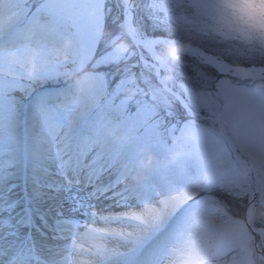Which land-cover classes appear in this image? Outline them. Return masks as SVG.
<instances>
[{"label": "rangeland", "instance_id": "obj_1", "mask_svg": "<svg viewBox=\"0 0 264 264\" xmlns=\"http://www.w3.org/2000/svg\"><path fill=\"white\" fill-rule=\"evenodd\" d=\"M7 1L18 18L7 47L0 49V134L6 139L19 137L20 140L17 144L0 146V262L11 261L25 246L24 240L28 239L25 237L28 212L22 207L29 190L26 182L32 151L37 153L49 138L52 147L59 148L54 155V167L68 171L72 166L66 160L71 150L66 149V144L74 131L70 113L80 109L73 94L80 84L74 79L91 68L100 69V72L94 74L93 80L86 76L80 94L95 96V111L100 109V112L98 116L97 113L92 116L81 139L85 140V136L99 141L113 131L125 130V138L111 144L110 149L106 148L108 153L111 151V155L117 157L133 141L140 152L136 154L138 149L135 148L134 157L130 160L132 166L125 164L120 167L119 178L97 193L106 194L123 184L128 173L144 164L142 154H151L157 159L158 166L141 187L140 192L145 189L144 194L150 193L147 198L141 196V202L151 203L163 196L158 182L160 186L167 187L169 196L186 189L194 190V197L170 217L169 235L163 232L151 241H138V245L131 249L108 251L103 260L96 261L97 264H167L166 260L172 255L185 253L187 248L200 253L198 264H264L242 217L252 182L246 168L235 162L224 140L216 135L214 126H197L188 121L180 127V134L175 136L173 143L167 141L169 135L165 127L171 120L183 116L184 112L141 63L135 39L126 27L124 13L128 1ZM223 2L225 0H131V5L139 39L154 36L161 39L157 49L167 55L192 97L200 107L221 109L240 134L237 139L246 154L256 158L264 169V79L251 83V80L240 77L243 82L235 83L224 78L218 81L216 91H203L199 83L216 80L212 75L219 69L170 46L166 41L174 38L197 46L233 66L264 64V46L253 40L258 27L264 30V4L257 6L227 0L245 7L256 24L253 28L238 16H233V9L224 10L221 7ZM24 30L25 33L21 34L20 31ZM143 52L149 61L157 62L151 49ZM122 68L123 75L114 86L111 101L102 102L106 82L113 78L114 71ZM163 75L172 87L182 91L172 76L171 68L163 71ZM72 85L74 87L64 92L61 90ZM44 97L45 100L42 99ZM133 99L140 112L137 116H128L126 110ZM49 104L55 107L45 110L44 114L39 113L41 107ZM26 116L34 123L25 120ZM27 126H32L33 130L25 131ZM142 126L147 127V131L144 132ZM172 128L175 129L174 126ZM43 134L47 137L44 138ZM98 141L97 144L100 143ZM91 145L95 146L93 141ZM83 150L86 154L89 151L88 148ZM80 164H85V161ZM85 165L80 168H85ZM76 166L79 168L78 164ZM61 178L62 186L49 184L48 188L65 193L69 201L76 203L80 215L85 216L87 210L104 206L93 203V196L82 178L66 174ZM205 183L217 196L205 198L208 199L206 205L190 212L189 205ZM132 194L125 193L119 198L125 200L123 198L128 199ZM107 197L112 199L110 194ZM256 213L260 227H264V187ZM68 221L67 229L74 230L70 236L62 233L50 236L41 227L35 231L34 239L28 235L29 246L25 247L22 258L18 257L13 264H31L36 255L41 258L39 264H59L45 256L38 241L51 243L50 248L68 253L65 254L67 263L60 264H79L89 257L81 246L85 245L82 238L87 233L98 242L107 238L106 234L93 233L90 227L81 224L92 223L93 220L87 217L80 218V222L71 218ZM262 238L264 240V235ZM91 249L97 251L101 247L93 243Z\"/></svg>", "mask_w": 264, "mask_h": 264}, {"label": "bare ground", "instance_id": "obj_2", "mask_svg": "<svg viewBox=\"0 0 264 264\" xmlns=\"http://www.w3.org/2000/svg\"><path fill=\"white\" fill-rule=\"evenodd\" d=\"M125 1L127 2L128 0ZM126 17L129 25L130 21L133 19L131 7H128ZM17 18L18 15L12 10L8 1L0 0V49L7 47L6 45L9 43L8 40L13 33L14 22ZM166 41L170 44V46L175 48H179L177 47L178 45H183L184 47L182 49L179 48L180 50L188 52L191 55L200 58L202 61H206V63H212L214 67L221 71L235 72L237 76H241L243 78L264 77V68L259 69L244 66L234 67L233 65H229L220 59L218 56H212L198 47L184 42L181 43L180 41L173 39H166ZM160 42L162 41L157 36H154L150 41L147 39L141 41L144 45H157ZM67 88L68 87H63L61 90L64 92ZM75 101H78L80 109L70 113L71 121L74 125V131L73 136L71 135L72 139L66 144L67 150L73 149L76 146V136L80 134L82 120L91 110L95 109L97 104V98L95 96L81 95L80 93L76 96ZM25 120L34 123L28 116L25 117ZM32 130V126L25 127V131ZM125 133V130L113 131L99 141L97 140L100 143L97 144L96 141L95 146L88 147L90 155L85 160L86 165L79 164L78 166L80 170L78 171L80 176L83 177V180L87 181V185H90L88 187L89 192L100 191L105 188V185L112 183L118 176L120 167L125 166V164L129 163V160L134 157L133 154H135V148H137L135 141L129 143L128 146L123 148L118 153L117 157L110 155L111 151L109 154V150H106V148H111V144L115 145L120 139H124ZM43 137L46 138L47 136L43 134ZM19 140V137L6 139L4 135L0 134V146L17 144ZM45 140L46 141L42 144V147L37 153L34 150L35 153L32 151L30 154L31 165L27 174L26 182L29 186V190L27 192L29 200L25 204V207L30 209V225H28V227L32 228L33 231L36 227H41L50 236L58 233L68 234L70 236L74 233V230L67 229L69 228V224L67 223L69 222V218L75 221L83 217L93 220L91 224L85 222L81 223L90 227L93 233L96 231L97 233L106 234L107 238L98 242L93 239L91 234L87 233L86 236L82 238V242L85 245L81 246L84 254H88L89 257H86L85 260H82L79 264H97L96 261L100 259L103 260L108 251L131 249L132 247L138 245V241H151L163 232L169 235L168 222L170 217L185 202L194 197V190L192 189H186L177 195L169 196L166 192L167 187L165 185L160 186V182H158V188L163 192V196L155 199L151 203L141 202V200H139L141 196L147 198L150 194H144V192H146L145 189L143 193L140 191L144 181L151 178L152 172H155V169L158 166L157 159L154 158L149 167H145L144 164L140 165L138 169L134 170V172L127 174V179L123 182V184L113 188L110 192L108 191L102 197L99 198L97 196L98 193H93V202L99 203L100 205L104 204V206L101 208L87 210L85 212V216H82L83 214L80 215V213H78L75 203L69 201L65 196V193L58 189L48 188L49 184H52L55 187L61 186L62 174L70 176V172L66 171V169L57 170L54 167V155L56 154V150H59V148H53L51 143L52 141H50L49 138H46ZM87 143L88 142H86V144ZM61 145H64V143ZM70 152L71 151H68V153ZM136 152V154H139V149ZM107 153L108 155H106ZM41 154L43 156L42 159H40ZM112 154H114V152H112ZM95 163H97V167L93 168L94 170H91L92 165H95ZM84 165L85 168H80ZM98 166H102L100 171L98 170ZM90 172H92V176L89 174ZM97 172L99 173L98 177L96 175ZM135 177H139V179H135ZM38 178L40 180H38ZM125 193L134 194H132L128 199L119 202V196ZM107 194H110L112 199L108 198ZM247 214L249 216L254 214L253 203L249 204ZM33 231H31V233ZM44 243L38 241L41 251L45 254V256L58 262L59 264L67 263V256H65L67 252H61L60 250L52 247L50 248L51 243ZM93 243L94 246L97 245L101 247V249L93 251L91 249ZM74 246L77 245L75 244ZM66 255H68V253ZM200 257V253H198L195 249L189 250V248H187L185 253L172 255L170 259L166 261L168 262L167 264H198Z\"/></svg>", "mask_w": 264, "mask_h": 264}, {"label": "clouds", "instance_id": "obj_3", "mask_svg": "<svg viewBox=\"0 0 264 264\" xmlns=\"http://www.w3.org/2000/svg\"><path fill=\"white\" fill-rule=\"evenodd\" d=\"M236 2L242 3V4H256L257 6H259L260 4H264V0H236ZM253 40L255 43H258L261 46H264V30H261L258 27L256 34L253 36ZM177 47L182 49L184 46L178 45ZM153 159L154 157L151 154H144L141 156L142 163H144L145 167H149ZM175 159H176V156L174 155L173 160ZM135 179H139V177H135Z\"/></svg>", "mask_w": 264, "mask_h": 264}, {"label": "snow or ice", "instance_id": "obj_4", "mask_svg": "<svg viewBox=\"0 0 264 264\" xmlns=\"http://www.w3.org/2000/svg\"><path fill=\"white\" fill-rule=\"evenodd\" d=\"M221 7L224 10L233 9L231 13L233 16H238L245 23H248L250 27H256L255 22L252 20L251 14L245 9L243 5L228 3L227 0H225V2L222 3Z\"/></svg>", "mask_w": 264, "mask_h": 264}, {"label": "water", "instance_id": "obj_5", "mask_svg": "<svg viewBox=\"0 0 264 264\" xmlns=\"http://www.w3.org/2000/svg\"><path fill=\"white\" fill-rule=\"evenodd\" d=\"M130 4H131V0L128 1V5L127 6H130ZM130 29H131V34L133 35L134 39L136 41H139L140 40L139 36H138V34L136 32V29H135V26L133 25L132 22H130ZM231 147H232V149L238 151L241 156H243V154L241 153L240 149L237 147L236 143L233 140L231 141ZM246 159L249 160V158H246Z\"/></svg>", "mask_w": 264, "mask_h": 264}, {"label": "trees", "instance_id": "obj_6", "mask_svg": "<svg viewBox=\"0 0 264 264\" xmlns=\"http://www.w3.org/2000/svg\"><path fill=\"white\" fill-rule=\"evenodd\" d=\"M145 3H146V1H145Z\"/></svg>", "mask_w": 264, "mask_h": 264}]
</instances>
